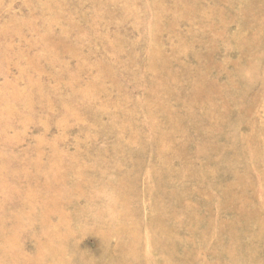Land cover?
Listing matches in <instances>:
<instances>
[{
  "label": "rangeland",
  "instance_id": "374dc122",
  "mask_svg": "<svg viewBox=\"0 0 264 264\" xmlns=\"http://www.w3.org/2000/svg\"><path fill=\"white\" fill-rule=\"evenodd\" d=\"M0 264H264V0H0Z\"/></svg>",
  "mask_w": 264,
  "mask_h": 264
}]
</instances>
